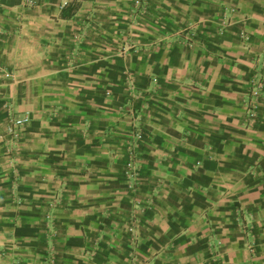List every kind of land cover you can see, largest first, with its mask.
I'll list each match as a JSON object with an SVG mask.
<instances>
[{
  "label": "crops",
  "instance_id": "obj_1",
  "mask_svg": "<svg viewBox=\"0 0 264 264\" xmlns=\"http://www.w3.org/2000/svg\"><path fill=\"white\" fill-rule=\"evenodd\" d=\"M25 2L0 0V264H264V0Z\"/></svg>",
  "mask_w": 264,
  "mask_h": 264
},
{
  "label": "built area",
  "instance_id": "obj_2",
  "mask_svg": "<svg viewBox=\"0 0 264 264\" xmlns=\"http://www.w3.org/2000/svg\"><path fill=\"white\" fill-rule=\"evenodd\" d=\"M37 0H26L24 6L27 9H32ZM135 12L140 13L146 10L148 7V0H134ZM236 13V10H230V14L226 16V19L222 22L219 32H225V29L230 24L231 15ZM242 39L247 44L250 41V35L248 33H242ZM156 80V79H155ZM249 94L246 102L247 106V114L245 123L252 122L257 117V110L259 107V100L264 93V76L256 75L250 81ZM10 108V107H9ZM31 122V114L30 112H25L23 114H17L11 108L8 109V123L5 128L6 138V148L8 152V157L11 162V165H14L16 162V157H14V153L16 154V150L18 144L22 138V130ZM133 142L129 146L128 150V160L125 165V174L130 180L131 187H133L136 175L138 174V163H137V152L136 145L138 140L143 138L141 132H137L136 135L132 136Z\"/></svg>",
  "mask_w": 264,
  "mask_h": 264
},
{
  "label": "rangeland",
  "instance_id": "obj_3",
  "mask_svg": "<svg viewBox=\"0 0 264 264\" xmlns=\"http://www.w3.org/2000/svg\"><path fill=\"white\" fill-rule=\"evenodd\" d=\"M126 40V39H125ZM132 49H136L135 46H133L130 42H128L127 40L125 41V43H122V45L119 47V53L124 56L126 55L129 51H131ZM66 61L69 63L71 61H69L68 59H66ZM78 64V62H73L72 61V64H70V66H76ZM69 66V65H68ZM125 81L128 83L129 86H133V76L132 74L130 73H125ZM131 89V92L127 91L126 93L128 94L129 96V100L128 102L124 105V106H120L119 109H121L124 113H126L127 115H129L131 118H132V127H131V139L133 140L132 136L133 135H136L137 132H141L142 135H143V138L138 140L137 143L134 144V146L136 145V152L137 154H139V150H140V145H141V142L143 141L144 139V130L141 128V125H140V113L138 112V108H137V105H135V102L134 100L141 96L140 95H136L135 91L132 92V88H128V90ZM133 142V141H132ZM132 142H130L129 140V146L130 144H132ZM6 153H7V156H8V152H7V148H6ZM127 159H128V156H127ZM139 155L137 156V163H138V174L136 175L135 177V180H133L134 182V185L132 188H138V178L140 176V166H139ZM127 163V161H126ZM125 163V165H126ZM125 170V169H124ZM125 172V171H124ZM126 175V174H125ZM128 178V177H127ZM129 179V178H128ZM130 182V180H129Z\"/></svg>",
  "mask_w": 264,
  "mask_h": 264
}]
</instances>
